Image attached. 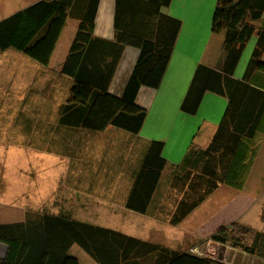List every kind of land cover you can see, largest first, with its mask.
I'll list each match as a JSON object with an SVG mask.
<instances>
[{
  "label": "trees",
  "instance_id": "16d2710c",
  "mask_svg": "<svg viewBox=\"0 0 264 264\" xmlns=\"http://www.w3.org/2000/svg\"><path fill=\"white\" fill-rule=\"evenodd\" d=\"M172 0H117L115 41L94 37L99 0H40L0 22V51L14 49L43 67L50 64L56 45L69 18L79 23L61 74L72 80L67 102L60 109V124L91 134L114 127L139 134L147 111L136 104L142 87H160L181 29V21L163 12ZM212 33L224 36L229 75L220 84L221 74L205 67L198 69L183 109L194 113L206 91L229 98V108L211 145L202 152L205 165L197 167L187 181L193 190L206 186V193L218 183L242 189L256 157L253 143L264 115V99L248 84L251 71L264 76V0H219L213 16ZM256 37L244 82L230 78L244 52ZM140 51L132 75L121 97L109 86L125 47ZM197 102L193 109L187 104ZM163 144L154 142L138 173L126 208L146 215L160 183L166 161ZM196 152L194 148L190 151ZM190 163V162H189ZM188 164V162H185ZM205 178L208 182H204ZM178 204L171 221L178 225L194 211L205 196H187ZM48 217V216H47ZM0 224V243L8 253L0 264H80L69 254L73 245L98 264H212L210 258L179 253L148 241L103 227L74 221L66 216ZM264 224V207L260 216ZM208 241L228 245L256 255L264 247V234L235 222L213 233ZM264 254V249H263ZM262 254V255H263Z\"/></svg>",
  "mask_w": 264,
  "mask_h": 264
},
{
  "label": "rangeland",
  "instance_id": "374dc122",
  "mask_svg": "<svg viewBox=\"0 0 264 264\" xmlns=\"http://www.w3.org/2000/svg\"><path fill=\"white\" fill-rule=\"evenodd\" d=\"M31 1L34 0H0V20ZM57 66V58L49 68L14 49L0 51V224L69 214L179 253L231 264H264L263 246L252 256L208 241L213 228L205 220L217 214L216 196L175 227L171 221L176 212H169L174 207L170 202L166 210L149 212L145 217L121 211L119 206L123 207L131 191L133 175L123 172L120 164H113V157H119L120 141L110 133L91 138L84 135L86 131L60 124V109L69 99L73 84ZM261 137L256 139L258 147ZM170 181H164L162 188L172 187L177 208L182 198L192 195L189 189L193 187L183 178L176 179L173 185ZM252 181L247 190L261 194L263 160ZM218 188L227 189L223 184ZM180 189L185 197L179 194ZM88 190L96 196H88ZM113 192L117 195L110 197ZM111 200L118 206L104 202ZM260 216L261 207L257 206L243 221L264 232ZM69 254L78 256L81 264H98L76 245Z\"/></svg>",
  "mask_w": 264,
  "mask_h": 264
},
{
  "label": "crops",
  "instance_id": "0c3cea01",
  "mask_svg": "<svg viewBox=\"0 0 264 264\" xmlns=\"http://www.w3.org/2000/svg\"><path fill=\"white\" fill-rule=\"evenodd\" d=\"M38 1L40 0H34L22 5L9 16L1 19L0 22L30 7ZM218 1L219 0H172L170 6L163 9L166 15L181 21L182 26L160 87L157 89L142 87L137 95L136 104L147 111L142 129L139 134H130L114 127H109L102 132L103 134L110 133L109 135H111L114 140L120 141L118 151L119 157H113V164L116 162L123 167V172L129 171L132 173L133 183H131V191L151 145L154 142L163 144L162 158L166 161V166L149 205L148 213L164 211L166 210L164 209L165 205H170V203H172L174 207L171 209L169 208V212L174 211L175 213L177 211L178 207L176 208V201H174L177 195L170 186L167 189L162 188L164 181L168 182V180L171 179L170 182H172L173 185V183L176 184V179L183 178L184 183H186L187 177L191 172L193 176L198 174V172H196L197 167L201 173L202 167L206 162L202 152L211 145L229 108V98L226 95L223 96L212 91H206L193 114L183 109L184 102L195 79L196 73L201 66L221 74L222 79L220 80V84H222V87H224L225 77L229 76L224 72V65L226 62L224 36L214 35L212 33L213 16ZM116 6L117 0H99L94 21L93 34L95 38L115 41ZM78 26L79 23L76 20L71 18L68 19L51 57L50 64L47 67L50 68L53 60L57 58V68L62 69L76 37ZM256 41V37H253L244 49L233 75L230 76L233 80L237 82H246L244 78L248 72ZM139 54L140 51L137 48L128 46L124 48L109 86V92L114 96L121 97L124 94L126 85L139 58ZM262 62L264 63V57L262 58ZM246 84L258 90V92L253 91L252 93L258 96L262 93V98L264 99V76L262 74L251 71L248 83ZM190 101L193 103L187 104V107L193 109L197 100L192 98ZM83 131L84 130H81L80 132ZM85 133L84 135H89L91 138L96 137V134H98ZM258 135L263 136L261 137L259 147L258 144L256 145ZM253 143L257 148L256 157L242 189L230 187L225 184L223 185L227 187L226 190L219 189L218 186L222 183H218L217 187L209 193H206V186H199L195 190L189 189L192 195L200 193L205 196V199L186 218L198 212L199 209L209 205L210 198L216 196L215 202L218 206L217 214L214 217H207L205 220L206 223L210 222L213 228L210 234L224 227H229L235 222L247 225V223L243 221L247 219L245 218L247 214L257 206L261 207V211L264 207V187L261 194L251 193L247 190L248 185L253 182L252 178L257 173L259 163L261 160L264 161V159H261L264 152V115L259 123L257 135ZM192 148L199 153H191L190 151ZM185 162H188V164H185ZM176 169H178V171L175 173ZM169 174L170 178H168ZM204 182H208V180L205 178ZM130 193L124 199L123 207L119 206V208L123 212L138 214L126 208ZM108 194L109 191L107 195ZM179 194L184 195V197L186 195L181 189ZM87 195L96 196L89 190L87 191ZM116 195L117 192H113L110 197ZM182 200L183 198L180 201ZM104 202L110 206H118L112 200ZM64 216L74 221L97 226L86 220L81 221L72 218L69 214ZM142 216L145 217L146 215ZM20 222L21 221L16 223ZM178 225H174V227ZM262 233L264 234V232ZM7 253V245L0 243V260L5 259ZM73 256L77 257L80 261L78 256ZM210 259L214 260L212 264H231L222 260H216L212 257H210Z\"/></svg>",
  "mask_w": 264,
  "mask_h": 264
}]
</instances>
